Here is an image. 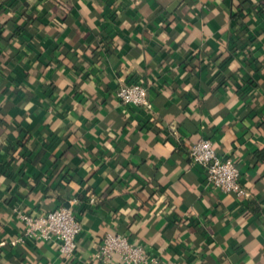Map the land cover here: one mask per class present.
I'll list each match as a JSON object with an SVG mask.
<instances>
[{"label": "crops", "instance_id": "0c3cea01", "mask_svg": "<svg viewBox=\"0 0 264 264\" xmlns=\"http://www.w3.org/2000/svg\"><path fill=\"white\" fill-rule=\"evenodd\" d=\"M139 79L149 111L116 96ZM205 138L246 195L205 186ZM71 198L72 258L19 240L16 209ZM108 231L159 264H264V0H0V264H103Z\"/></svg>", "mask_w": 264, "mask_h": 264}, {"label": "built area", "instance_id": "2783aa9c", "mask_svg": "<svg viewBox=\"0 0 264 264\" xmlns=\"http://www.w3.org/2000/svg\"><path fill=\"white\" fill-rule=\"evenodd\" d=\"M116 96L122 104L142 107L148 111L152 108L148 87L141 79L121 82ZM168 129L173 134L176 132L173 123L168 125ZM188 155L192 162L202 167L206 187L223 193L247 194L240 184L239 169L234 160L230 156L218 155L210 139H200L192 144ZM75 201V198H71L68 204L43 213L16 209L15 216L21 224L19 240L37 242L53 239L61 258H72L82 228L72 207ZM96 201V196L89 195L90 204H95ZM94 257L103 264H159L158 258L151 255L144 245L132 242L126 235L115 231H108L103 235Z\"/></svg>", "mask_w": 264, "mask_h": 264}]
</instances>
